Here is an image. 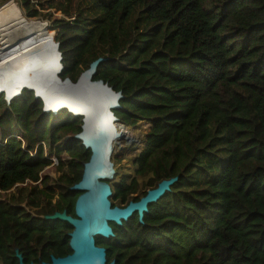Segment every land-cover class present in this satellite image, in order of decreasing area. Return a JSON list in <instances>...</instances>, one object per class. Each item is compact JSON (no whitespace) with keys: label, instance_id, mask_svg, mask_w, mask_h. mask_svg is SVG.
<instances>
[{"label":"trees","instance_id":"1","mask_svg":"<svg viewBox=\"0 0 264 264\" xmlns=\"http://www.w3.org/2000/svg\"><path fill=\"white\" fill-rule=\"evenodd\" d=\"M33 1L20 0L28 17L41 15ZM85 1L50 34L59 77L75 82L103 58L92 80L121 93L117 121L150 124L132 175L111 186V206L176 178L141 220L134 211L108 221L111 236H94L106 264H264V0ZM81 125L66 108L44 111L32 90L9 102L0 93V194L16 190L0 199V264L72 252L73 227L43 216H75L81 191L71 186L91 155L76 137ZM52 156L56 179L42 176Z\"/></svg>","mask_w":264,"mask_h":264},{"label":"water","instance_id":"2","mask_svg":"<svg viewBox=\"0 0 264 264\" xmlns=\"http://www.w3.org/2000/svg\"><path fill=\"white\" fill-rule=\"evenodd\" d=\"M55 54V70L51 79L56 88L70 90L78 89L80 91L93 92V99L88 102L91 103L92 108L86 103H80L76 100H65L64 98H57L54 101V96L44 95L39 92L33 84V81H40L43 83V89L46 90L45 81L46 76L42 72L32 73L28 75L23 73L22 77H18L15 82L6 84L9 89L3 87L0 93H3L4 99L9 102L13 97L19 95L22 89L32 90L35 97L42 100L43 110L57 112L62 108H66L74 115L82 116L81 131L76 134L86 148L91 150V155L83 165L81 178L78 182L71 186V189L81 191L74 203V214L71 216L66 212H55L52 215L44 216L48 219H59L67 221L72 227L69 233V247L72 250L70 254L63 257L51 256L50 262H41L39 264H106L105 249L95 244L94 236L100 235L108 237L113 234L108 221H113L117 224L121 220L127 219L134 211H137L139 220L142 219L143 212L147 210V204L158 199L176 178L165 179L158 183L154 188L147 190L146 194L137 201H130L127 205L111 206L109 197L111 196V185L106 180H111L113 164L111 162L112 146L114 142L120 137V133L116 131L115 124H123L117 121V118L112 113V109L117 108L118 100L121 98V93L114 91L101 80L93 81L92 76L96 72V67L103 60L97 58L90 67L82 72L75 82L69 78L61 79L59 73L62 69L61 53L58 50V43L54 41ZM0 75L4 73L0 72ZM47 91V90H46ZM60 102V105H56ZM62 102V103H61ZM89 103V106H91ZM99 103V105H98ZM81 106V111H75L74 106ZM93 105L99 106L105 117V123L97 120L96 112ZM72 107V108H71ZM19 264H24L22 258L17 254ZM36 264V263H30ZM107 264H114L111 261Z\"/></svg>","mask_w":264,"mask_h":264},{"label":"rangeland","instance_id":"3","mask_svg":"<svg viewBox=\"0 0 264 264\" xmlns=\"http://www.w3.org/2000/svg\"><path fill=\"white\" fill-rule=\"evenodd\" d=\"M1 1L2 0H0V9L2 11L0 13V19L3 23L6 22V29L4 28L3 30L7 31L8 34L4 35V33L2 34L0 30V70H2L4 67H11L12 64L17 65L16 57L19 56L27 46H33V44H36L38 41L44 42L51 48L52 43L50 34L52 31L55 32L56 35L58 28L65 25L66 21L69 23L73 22L75 14L80 7L79 5L82 4V6L85 7L86 2L85 0H73L67 9L68 12L65 14L62 10L57 9L60 4L65 6L64 0H35L33 2L41 15L37 17H28L21 7L20 0ZM8 1L14 2V4L20 9L8 4L5 5V3ZM6 14H8V17H6ZM23 19L26 21L24 22ZM25 27H27L25 30L22 29ZM28 28L32 29V31ZM26 30L27 32L25 33ZM7 36H10L11 39L9 41L12 44H9L8 39L5 40L4 37ZM115 128L116 131L120 133V137L114 142L112 146V175H115L116 178L110 181L111 186L114 185L116 180L121 176L132 175L131 157L143 149L150 124L147 122V120H142L134 127H123L119 124H115ZM17 132L19 134L22 133L19 130ZM66 138L67 137H64L61 142H63ZM61 157L63 160H68V157L65 155V153H62ZM50 159H52L53 163L42 171V176L49 175L52 179H56L60 173L56 169L58 161L55 156L50 157ZM49 183L54 189H56L55 185H53V182L49 181ZM14 192H16V190L13 192L11 191L9 193L0 194V199H8L9 195ZM56 199L57 196L54 197V200ZM20 206L29 211L33 217H40L35 215L32 212L33 209L27 206L25 202L21 203Z\"/></svg>","mask_w":264,"mask_h":264},{"label":"bare ground","instance_id":"4","mask_svg":"<svg viewBox=\"0 0 264 264\" xmlns=\"http://www.w3.org/2000/svg\"><path fill=\"white\" fill-rule=\"evenodd\" d=\"M10 3L11 2L8 1L5 4L11 5L15 8L17 7L16 5H13ZM6 17H8V14H6ZM23 21L25 22L26 20L23 19ZM26 28L27 27L22 28V29L25 30ZM27 30L25 31V33L27 32ZM30 30L32 31V29ZM4 38L5 40L8 39V41L11 39L10 36L4 37ZM9 44H12V43H10L9 41ZM22 52L20 53L19 56L16 57L17 65L12 64L11 67H4L2 70H0V72L4 73V75H0V89L3 87L9 89L10 87H8L6 84L15 82L18 79V77L19 78L22 77L23 76L22 74L25 72L26 74L31 75L32 73H38L39 71L43 73L42 75L46 76L45 81L51 82L48 84L46 83L44 84L47 90L46 91L45 89L42 88V86H40L41 84H39L43 82L33 81L32 85H34L36 89L42 94L48 95V96H54V99H53L54 101H58L57 98H64L65 100H68V101L69 99H71V100L80 101V103L81 102L86 103L88 102V100L91 99V103H92V99H93L92 91H89L88 93H86L85 91L79 92L78 89L70 90L64 87V89L62 88L58 90L56 88L55 84L53 83V80L51 79V76L55 70L54 44H52V47L50 48L44 42L38 41L36 44H33V46L32 45L30 47L27 46L26 49H24V51ZM89 103L90 102L87 103L88 108L89 107L92 108L91 103H90L91 106H89ZM56 105H60V102H58ZM74 107L75 108H72V107L71 108L74 109L75 111H81L83 109V107H81L80 105L79 106L75 105ZM93 109L96 112L97 120L100 122V125H102L101 123H105V117L102 112V109L99 108V106L97 107V105L96 106L93 105Z\"/></svg>","mask_w":264,"mask_h":264},{"label":"built area","instance_id":"5","mask_svg":"<svg viewBox=\"0 0 264 264\" xmlns=\"http://www.w3.org/2000/svg\"><path fill=\"white\" fill-rule=\"evenodd\" d=\"M51 160H52V159H51ZM52 163H53V161H52ZM28 183H30V181H29L28 179H26L23 183H21V184H16L15 186H17V185H26V184H28ZM15 186H14V187H15ZM14 187H13L11 190H13ZM0 193H2L1 190H0Z\"/></svg>","mask_w":264,"mask_h":264},{"label":"crops","instance_id":"6","mask_svg":"<svg viewBox=\"0 0 264 264\" xmlns=\"http://www.w3.org/2000/svg\"><path fill=\"white\" fill-rule=\"evenodd\" d=\"M6 5V4H5ZM1 10V9H0ZM2 11V10H1Z\"/></svg>","mask_w":264,"mask_h":264}]
</instances>
